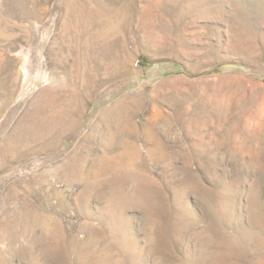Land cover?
I'll use <instances>...</instances> for the list:
<instances>
[{"label": "rangeland", "instance_id": "1", "mask_svg": "<svg viewBox=\"0 0 264 264\" xmlns=\"http://www.w3.org/2000/svg\"><path fill=\"white\" fill-rule=\"evenodd\" d=\"M0 264H264V0H0Z\"/></svg>", "mask_w": 264, "mask_h": 264}]
</instances>
